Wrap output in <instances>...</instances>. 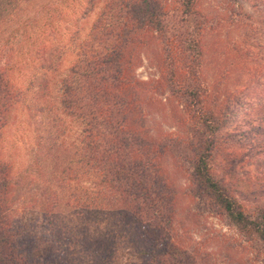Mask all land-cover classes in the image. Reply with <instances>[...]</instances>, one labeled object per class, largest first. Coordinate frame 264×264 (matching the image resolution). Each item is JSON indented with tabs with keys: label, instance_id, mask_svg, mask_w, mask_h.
I'll list each match as a JSON object with an SVG mask.
<instances>
[{
	"label": "trees",
	"instance_id": "obj_1",
	"mask_svg": "<svg viewBox=\"0 0 264 264\" xmlns=\"http://www.w3.org/2000/svg\"><path fill=\"white\" fill-rule=\"evenodd\" d=\"M67 2L0 0V30L27 12L49 17ZM84 3V12L96 16L58 86L59 110L81 126L80 138L69 149L58 136H39L37 151L55 167L67 161L59 180L84 178L92 187L78 186L79 193L65 200L58 185L44 186L31 222L16 214L11 198L17 179L2 145L26 92L15 87L12 64L5 62L0 264H119L123 250L135 255L130 264H264V186L226 187L213 167L220 145L243 144L245 154H264V98L248 107L246 125L221 134L245 102L231 89L238 60L255 48L246 39L231 42L224 30L250 23L249 15L238 0ZM261 16L264 22V0ZM145 65L152 72L143 79L138 70ZM224 162L232 175L234 158Z\"/></svg>",
	"mask_w": 264,
	"mask_h": 264
},
{
	"label": "rangeland",
	"instance_id": "obj_2",
	"mask_svg": "<svg viewBox=\"0 0 264 264\" xmlns=\"http://www.w3.org/2000/svg\"><path fill=\"white\" fill-rule=\"evenodd\" d=\"M254 1L257 2L258 9L252 7V1L238 0L243 12L249 15L250 23L238 24L237 21L228 24L224 30L227 37L231 35V42L246 39L255 48H252L251 52L254 53L247 60L245 57L238 60L242 63L239 67L241 70L233 74L231 89L234 93H242L245 102L242 107L235 109L233 119L221 134L233 130L239 123L246 125L248 107H254L264 98L263 0ZM84 8V0H68L67 4H59L49 17L43 12H27L26 16H16L0 30V66L5 62L12 64L11 79L16 88L26 92L25 100L12 111L10 122L4 131L2 155L12 165L17 179L11 198L12 205L16 208V214L27 225L31 222L33 213L41 208L40 194L44 191V186L58 185L57 191L65 200L69 195L79 193L78 186L92 187L84 178L79 179L80 182L59 180L60 173L68 166L67 161L55 167V161L52 163L49 159L46 160L37 151L39 136L49 140L58 136L57 140L69 149H73L80 138L81 126L70 122L59 110L58 86L75 59L76 43L85 37L96 16V11L87 13ZM23 21L26 23L22 24ZM6 39H9L7 46L1 47ZM149 68L146 65L140 68L139 76L145 79L152 72ZM154 122H148L149 126H155ZM246 148L245 145L236 143L220 145L214 154L213 167L226 187L237 183V188L244 190L248 183L260 190L257 185L264 186V166L261 163L264 162V154L257 155L253 151L245 154ZM226 157L234 158L235 166L231 164L229 167L232 175L222 168ZM241 158H244L243 163H237ZM65 174L67 178L72 176L70 171ZM209 222L216 229L221 228L223 232L231 233L216 219H210ZM135 259L132 252L123 250L119 264H130Z\"/></svg>",
	"mask_w": 264,
	"mask_h": 264
}]
</instances>
